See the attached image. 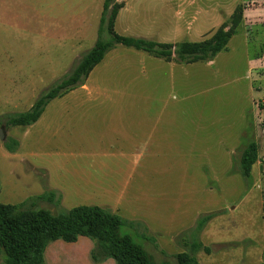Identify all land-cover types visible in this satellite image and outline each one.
<instances>
[{
	"label": "rangeland",
	"instance_id": "obj_1",
	"mask_svg": "<svg viewBox=\"0 0 264 264\" xmlns=\"http://www.w3.org/2000/svg\"><path fill=\"white\" fill-rule=\"evenodd\" d=\"M93 1L0 0V68H3L0 117L30 109L44 90L71 72L78 60L93 47L103 11V5L101 11L97 9L98 0H95L96 9L94 6L90 8ZM240 1L197 0L189 10L190 25L187 28L183 24L179 33H171L174 26L160 25L168 15L161 0H136L132 3V14L125 12L124 15L133 22L139 21L132 27L134 30L128 31L132 36H150L158 41L174 36L178 42L199 41L223 20L220 6L223 13H228ZM88 8L91 13L84 17ZM60 9L71 15L60 18L46 14H55ZM83 17L91 30L87 41L78 49L69 44H43L39 37L44 26L49 27L55 19L71 25V19L77 22ZM153 27V31H148ZM116 30L122 33L120 26ZM117 47L129 57L126 61L132 66L123 67L121 71L118 69V72L107 70V84L126 88L125 101L139 105H164L159 96L158 100L152 101L150 95L151 89H163V100L168 99V104L173 106L174 111L170 113L173 120L178 119L181 111L179 120L189 123L188 136L178 139L174 130V142L159 145L157 159H148L151 152L148 150L147 157L137 161L103 157L71 160L69 167L92 169V172L76 177L78 184L70 176L69 184L65 177L58 176L61 172L57 167L50 178L46 170L50 172L54 166L42 165L40 156L44 154L46 158L47 148L51 149L54 144H38V137L34 135V146L11 151L7 145L13 144L14 135L20 138L24 128L7 126L2 119L0 200L20 203V209L44 207L54 213L65 212L78 204L97 205L99 200L96 197L103 190L102 186L110 185L112 180L121 179L127 171L136 169L130 186L134 195L131 211L144 215L149 227L143 222L147 228L124 225L121 232L131 234L155 262L176 264V254L184 250L192 252L193 242L197 240L203 244L194 251L201 264H264V165L257 171L254 166L250 176H245L240 166L241 146L252 138L249 130L248 135L242 136V129L257 119L256 102L264 107V102L260 101L264 100V76L254 79L248 76V59L242 37L234 40L230 53L218 57L212 71L199 63L189 67L186 77L177 71L174 82L163 78L159 84H152L150 78L155 66L165 63L164 59L122 45ZM74 50L77 51L73 53ZM138 55H142V59ZM140 68L147 73L140 74ZM250 83L255 89L251 90ZM144 114L149 115V112ZM262 119L261 125L264 126ZM90 140L96 142L94 137ZM37 146L38 150L31 154L30 151ZM141 146L144 149L145 145ZM230 146L239 148L234 156L228 151ZM55 184L65 185L67 199L62 200L63 193L55 188ZM46 191L60 193L62 202L37 200L32 205L30 200L23 204L24 199ZM116 213L128 220L136 218L125 211ZM209 214L210 220L197 231L198 220ZM137 218L141 219L140 222L143 220ZM205 246L209 247V252L205 251Z\"/></svg>",
	"mask_w": 264,
	"mask_h": 264
},
{
	"label": "crops",
	"instance_id": "obj_2",
	"mask_svg": "<svg viewBox=\"0 0 264 264\" xmlns=\"http://www.w3.org/2000/svg\"><path fill=\"white\" fill-rule=\"evenodd\" d=\"M122 1H124L125 4L119 11L116 29L120 26L122 31L121 34L132 36L128 31L134 30L132 27L136 26L139 21L134 20L133 22V20L127 16L132 14L134 10L132 3L136 0ZM161 1L168 15L160 25L162 27L174 26L171 33H179L181 31L179 27L183 26V24L188 28L190 19H192L189 10L191 6L195 5L197 0ZM97 2H99L98 6L95 0L90 3L89 6L90 8L93 6L95 8V6H97V9L101 11L104 0H98ZM240 2L245 4L244 19L237 33L230 39L225 50L218 53L212 60L206 62L180 63L174 60H164L165 63L155 66V71H152V77L150 78L152 84H159L163 78L166 81L174 82L177 71H180L182 76L185 75L186 77L189 75V67L197 66L199 63L203 64L202 66L205 65V68L209 71H212L218 57L221 54L230 53V46L238 36L242 37V42L246 47L248 76L252 79L264 76V0H242ZM144 6L145 8L147 7L146 5ZM235 6L228 13L224 12L225 15H227L226 17L220 6L219 11L221 12V16H223V20L220 21L218 26L232 14ZM90 8L85 10L86 15L84 17L90 15ZM125 12L128 15H124ZM46 14L48 16L60 18L62 16L71 15L64 13L62 9L55 14ZM84 17L77 22L76 19H71V25L63 22L59 18L57 20L55 19L54 23L48 25L49 27L44 26L42 31L39 32V37L42 39L43 44L44 42L45 44L46 42H53L59 45L69 44L71 48L78 49L79 46L81 47V45L87 41L91 30L87 25V20H84ZM218 26H213L207 33L216 29ZM155 27H157V25H155ZM154 29L153 27L148 31H153ZM149 39H154V37H150ZM162 39L163 40H160V42H178L174 36ZM154 40H156V38ZM249 47H251L252 50H250ZM76 51L77 50H74L73 53ZM138 56L142 59V55ZM128 59L129 57L118 47L111 49L106 54L105 58L94 67L84 84L70 90L63 96L51 100L35 123L29 126H22L24 131L20 138L14 135L20 142L19 149L34 146L36 144L34 135L38 137V144L41 143L47 146L54 144L51 149L47 148L46 158H44V154L40 156L43 160V166L49 167L50 164L54 166V169L50 172L46 170V175L48 174L50 178L51 175L55 173L57 167L61 172L58 176L65 177L69 184L71 180L68 178L73 176L75 179L74 183L78 184L76 177L87 176L88 173L92 172V169L71 168L68 166L71 160H77L79 157H84L85 159L93 158L94 160L102 159L103 157L109 160L130 159L137 161L147 157L146 153L148 150L151 152L147 158L157 159V149L159 145L161 147L164 143L172 144L174 142V130H176L175 135L178 139L184 135L188 136L189 123H184L183 120H179V116L182 118L181 111L179 112L178 119L176 121L175 119L173 120L170 115V113L174 111L172 110L173 106L168 104V99L163 100V89L157 87L154 90L151 89L150 95L152 101L158 100L157 97L159 96V101H164V105H154L156 103L139 105L134 103L129 104L125 101L123 97L128 92L125 91L126 88L120 89L107 84L109 78L105 72L107 70L118 72L117 70L119 69L121 71L123 67H131L132 63L126 61ZM160 68L161 70L159 71ZM2 69L3 68H0V76L2 75ZM141 69L142 68H140V74L146 71H141ZM156 69L158 71H156ZM250 88L251 90L255 89L253 83H250ZM167 95L170 97L169 93ZM260 101L264 102V100ZM257 103L258 102H256L257 109L255 111V117L257 119L248 122L241 132L242 136L248 135L247 130H249V134L252 137L245 145L241 146L243 147L242 152L252 141L258 142L260 146L259 158L253 165L256 171L261 169V166L264 165V126L261 125L262 118H264V107L263 105L258 106ZM147 112H149V115L144 114ZM252 118L254 119V117ZM35 128L36 130H34ZM18 134H20V132H18ZM30 136H32V139H30ZM91 137H94L96 142L91 141ZM142 144L145 145L144 149H142ZM151 145H153V147H151ZM238 149L237 146H230L228 151L234 156ZM37 150L38 146L30 152L33 154ZM44 168L47 169L46 167ZM253 170L252 168L251 174H253ZM136 172V169L127 171L123 178L112 180L110 185L106 184L102 186L103 190L96 197L99 200V204L97 205L104 208L110 207L114 209L112 210L113 212H128L136 217L130 220H138L137 217H139V219L142 218L143 220L141 222L147 224L149 227V223L145 221L146 218L144 215L134 210L131 211L134 195L133 191L130 190V186ZM55 186L54 187L59 190V192L63 193L62 200L67 199L65 185L55 184ZM100 195L102 199H100ZM94 247L95 242L88 236H80L75 242H67L58 239L50 242L46 247L44 262L45 264H117L113 258L96 260L93 257Z\"/></svg>",
	"mask_w": 264,
	"mask_h": 264
},
{
	"label": "trees",
	"instance_id": "obj_3",
	"mask_svg": "<svg viewBox=\"0 0 264 264\" xmlns=\"http://www.w3.org/2000/svg\"><path fill=\"white\" fill-rule=\"evenodd\" d=\"M121 0H104L103 11L98 28V37L93 45L76 63L71 72L44 90L30 109L9 113L0 120L7 126H29L35 123L44 112L47 104L56 97L84 84L89 74L118 45L146 52L166 61L180 63L206 62L227 48L230 39L237 33L244 19L245 4L237 3L232 14L210 35L199 41L160 42L154 39L125 35L117 32L116 21ZM13 144L7 147L15 151L20 142L11 139ZM258 142H250L241 154L240 166L245 176H250L253 165L259 158ZM61 194L46 191L32 196L22 203L37 200L61 202ZM20 203H8L0 200V264H45L44 253L48 244L62 239L75 242L80 236H88L95 242L93 257L96 260L113 258L117 264H170L155 262L146 249L134 240L131 234H124V225L145 226L140 221L128 220L110 209L98 205H78L71 209L54 213L44 207L20 209ZM211 215L198 220L200 231ZM145 228H147L145 226ZM148 237L147 234H143ZM203 247L200 241L193 242V251L184 250L176 254V264H201L194 251ZM209 252V247L205 246Z\"/></svg>",
	"mask_w": 264,
	"mask_h": 264
},
{
	"label": "water",
	"instance_id": "obj_4",
	"mask_svg": "<svg viewBox=\"0 0 264 264\" xmlns=\"http://www.w3.org/2000/svg\"><path fill=\"white\" fill-rule=\"evenodd\" d=\"M4 138L3 129L0 128V139L2 140Z\"/></svg>",
	"mask_w": 264,
	"mask_h": 264
}]
</instances>
